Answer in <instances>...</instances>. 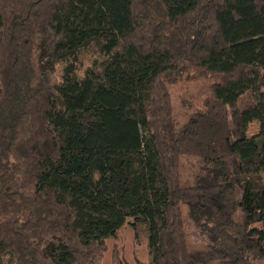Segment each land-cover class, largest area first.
I'll return each mask as SVG.
<instances>
[{
    "label": "trees",
    "instance_id": "obj_1",
    "mask_svg": "<svg viewBox=\"0 0 264 264\" xmlns=\"http://www.w3.org/2000/svg\"><path fill=\"white\" fill-rule=\"evenodd\" d=\"M126 223L146 264H264V0H0V264H101Z\"/></svg>",
    "mask_w": 264,
    "mask_h": 264
},
{
    "label": "rangeland",
    "instance_id": "obj_2",
    "mask_svg": "<svg viewBox=\"0 0 264 264\" xmlns=\"http://www.w3.org/2000/svg\"><path fill=\"white\" fill-rule=\"evenodd\" d=\"M168 88L173 107L178 113H183L190 105L200 104L207 92V81L201 78L186 77L183 72V75L169 84ZM250 111H248L247 134L253 135L258 131V120L252 110ZM192 226L190 224L189 233L195 238L193 234H197ZM147 260L148 253L144 236L140 233L136 238L129 223H126L120 228L116 238L106 240V250L101 264H117L118 262L120 264H146Z\"/></svg>",
    "mask_w": 264,
    "mask_h": 264
}]
</instances>
